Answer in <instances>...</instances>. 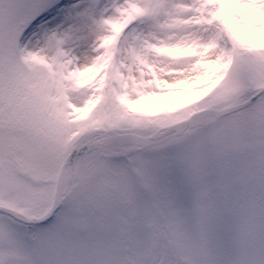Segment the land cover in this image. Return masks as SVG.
Returning a JSON list of instances; mask_svg holds the SVG:
<instances>
[{
  "label": "snow or ice",
  "instance_id": "1",
  "mask_svg": "<svg viewBox=\"0 0 264 264\" xmlns=\"http://www.w3.org/2000/svg\"><path fill=\"white\" fill-rule=\"evenodd\" d=\"M0 264H264V0H0Z\"/></svg>",
  "mask_w": 264,
  "mask_h": 264
}]
</instances>
